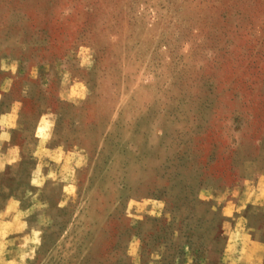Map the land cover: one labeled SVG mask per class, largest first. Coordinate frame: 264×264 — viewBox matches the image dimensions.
Instances as JSON below:
<instances>
[{"label": "rangeland", "instance_id": "obj_1", "mask_svg": "<svg viewBox=\"0 0 264 264\" xmlns=\"http://www.w3.org/2000/svg\"><path fill=\"white\" fill-rule=\"evenodd\" d=\"M3 81L24 151L0 188L28 211L0 264L222 263L264 174V0H0Z\"/></svg>", "mask_w": 264, "mask_h": 264}, {"label": "crops", "instance_id": "obj_2", "mask_svg": "<svg viewBox=\"0 0 264 264\" xmlns=\"http://www.w3.org/2000/svg\"><path fill=\"white\" fill-rule=\"evenodd\" d=\"M7 86V81L0 83V102ZM18 111L17 102H13L7 109L0 108V175L17 166L22 159L24 147L12 141L18 126ZM39 130L41 133H38ZM47 130V122L45 118H41L36 128L37 137L32 150V156L37 162L40 161V156L45 154L41 136L46 135ZM59 152L58 147L50 149V152H47V158L57 160L60 157ZM44 180V172L37 164L28 179V187L36 188ZM3 188L5 191L0 188V195L1 193L3 195V204L0 206V228L7 229L8 233L14 230L19 231L26 227L27 221H17L16 218L19 213L27 212L28 209H20L16 193H12L6 185ZM256 212L260 216L264 212V174L260 175L253 185L244 188L235 201L229 200L224 206L225 216L235 221L231 219L228 231L225 233V251L221 264H264V217L256 220L257 217L254 215ZM235 215L239 216L235 219Z\"/></svg>", "mask_w": 264, "mask_h": 264}]
</instances>
